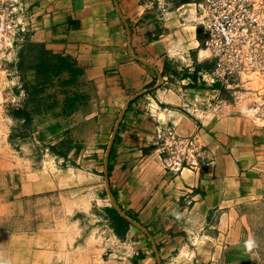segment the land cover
<instances>
[{
	"label": "crops",
	"instance_id": "obj_1",
	"mask_svg": "<svg viewBox=\"0 0 264 264\" xmlns=\"http://www.w3.org/2000/svg\"><path fill=\"white\" fill-rule=\"evenodd\" d=\"M16 1L30 42L80 69L90 97L84 116L40 127L35 143L59 144L85 120L93 134L84 146L99 163L123 114L107 171L119 208L152 239L144 234L137 264H151L154 247L160 264H231L224 255L231 232L215 230V219L261 191L264 126L227 109L193 112L213 91L199 87L204 63L186 4L158 13L143 0ZM168 125L205 145L208 161L198 172L162 167L155 139Z\"/></svg>",
	"mask_w": 264,
	"mask_h": 264
},
{
	"label": "rangeland",
	"instance_id": "obj_2",
	"mask_svg": "<svg viewBox=\"0 0 264 264\" xmlns=\"http://www.w3.org/2000/svg\"><path fill=\"white\" fill-rule=\"evenodd\" d=\"M143 2L158 13L185 4L184 14L192 10L191 0ZM19 7L16 0H0V264L143 262L144 233L132 225L123 235L114 233L103 161L94 162L92 148L84 146L93 134L89 123L84 120L54 146L34 141L40 127L59 117L84 116L90 97L78 76L64 72L51 78L34 68L38 49ZM200 54V78L208 73L211 79L213 62L203 60L202 49ZM228 81L227 89L221 83L199 84L213 96L198 113L220 102V109L203 115L227 109L264 126V63ZM220 228L231 232L233 243L224 253L231 264H264V182L257 195L216 217L214 229Z\"/></svg>",
	"mask_w": 264,
	"mask_h": 264
},
{
	"label": "built area",
	"instance_id": "obj_3",
	"mask_svg": "<svg viewBox=\"0 0 264 264\" xmlns=\"http://www.w3.org/2000/svg\"><path fill=\"white\" fill-rule=\"evenodd\" d=\"M187 6L192 7L199 47L206 53L203 60L214 65L211 79L208 73L199 79L205 88L215 83L230 88V78L245 76L264 63V0H191ZM219 103H208L206 112L220 109ZM199 109L194 106L193 112ZM155 147L162 167L172 173L198 172L208 161L207 149L196 135L182 136L171 125L157 131Z\"/></svg>",
	"mask_w": 264,
	"mask_h": 264
},
{
	"label": "trees",
	"instance_id": "obj_4",
	"mask_svg": "<svg viewBox=\"0 0 264 264\" xmlns=\"http://www.w3.org/2000/svg\"><path fill=\"white\" fill-rule=\"evenodd\" d=\"M35 48L38 49V53L34 58L35 63L33 66L35 69L41 70L44 74H49L51 78H57L64 72L68 73L70 76H78L81 74V70L75 68L65 57L51 55L46 52L41 45H36ZM69 82H71V80ZM109 213H111L114 233L117 235L125 234L130 224L120 217L114 209ZM126 216L132 219L130 215Z\"/></svg>",
	"mask_w": 264,
	"mask_h": 264
},
{
	"label": "water",
	"instance_id": "obj_5",
	"mask_svg": "<svg viewBox=\"0 0 264 264\" xmlns=\"http://www.w3.org/2000/svg\"><path fill=\"white\" fill-rule=\"evenodd\" d=\"M141 63L145 64V65H148L150 66L149 63L147 62H144V61H140ZM152 67V66H151ZM122 115H120L119 117V122L120 120L122 119ZM119 122L116 124V127L111 135V138L109 140V143L107 145V148H106V152H105V158H104V161H103V175H104V181H105V187H106V191H107V195H108V198L113 206V209L115 210V212L120 216L122 217L125 221H127V223H129L130 225L134 226L135 228H138L140 229L148 238L150 241H152L150 235L148 234V232L141 226L139 225L137 222H135L134 220H132L131 218H129L128 216H126L122 211L121 209L119 208L118 204L116 203L115 199H114V196L111 192V189H110V186H109V179H108V171H107V164H108V156H109V152H110V149H111V145H112V142H113V138H114V135L117 131V127L119 126ZM154 250H155V254H156V257H157V261H158V264H160V259H159V256H158V251L157 249L154 247Z\"/></svg>",
	"mask_w": 264,
	"mask_h": 264
}]
</instances>
